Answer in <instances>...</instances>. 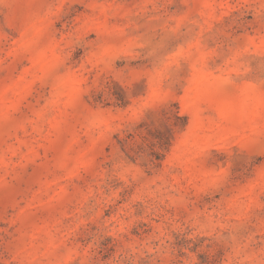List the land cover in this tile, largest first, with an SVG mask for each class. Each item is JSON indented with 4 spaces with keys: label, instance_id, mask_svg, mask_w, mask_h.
Segmentation results:
<instances>
[{
    "label": "rangeland",
    "instance_id": "374dc122",
    "mask_svg": "<svg viewBox=\"0 0 264 264\" xmlns=\"http://www.w3.org/2000/svg\"><path fill=\"white\" fill-rule=\"evenodd\" d=\"M0 264H264V0H0Z\"/></svg>",
    "mask_w": 264,
    "mask_h": 264
}]
</instances>
